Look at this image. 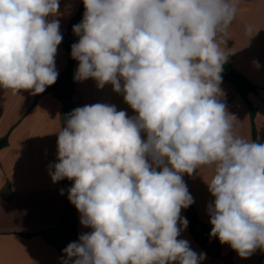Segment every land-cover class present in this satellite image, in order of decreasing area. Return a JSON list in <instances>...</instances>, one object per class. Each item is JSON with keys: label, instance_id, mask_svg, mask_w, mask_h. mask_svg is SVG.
Listing matches in <instances>:
<instances>
[{"label": "clouds", "instance_id": "clouds-1", "mask_svg": "<svg viewBox=\"0 0 264 264\" xmlns=\"http://www.w3.org/2000/svg\"><path fill=\"white\" fill-rule=\"evenodd\" d=\"M83 5L74 79L111 84L138 115L85 105L57 133L49 174L74 181L68 199L92 229L63 249L62 264H200L206 254L177 237L188 225L181 209L194 202L183 174L201 166L214 169L210 236L241 258L264 249V144L234 134L220 88L237 0ZM58 9L59 0H0V88L37 95L56 82L63 37L59 20L46 18Z\"/></svg>", "mask_w": 264, "mask_h": 264}, {"label": "crops", "instance_id": "crops-1", "mask_svg": "<svg viewBox=\"0 0 264 264\" xmlns=\"http://www.w3.org/2000/svg\"><path fill=\"white\" fill-rule=\"evenodd\" d=\"M82 4L83 0H59L60 15L46 18L49 22L59 20L63 37L55 56L56 82L37 95H32L31 90L14 95L11 90L0 88V141H5L0 148V264H62L63 249L92 231L80 223L81 214L75 208V237L66 219L67 205L61 194L63 180L53 183L49 174V166L58 162L57 133L65 127L68 86L58 84L68 65L64 42ZM248 27L252 28L251 33H246ZM78 40L77 36L75 43ZM223 40L221 48L228 55L225 63L258 88L248 99L256 109L257 143L264 144V0H237L235 19L223 34ZM78 64L75 60L74 76ZM75 81L74 107L70 113L100 103L114 105L129 118L138 115L125 103L124 94L114 92L111 84L101 88L92 78ZM220 88L226 110L237 119L234 134L254 141L248 105L223 77ZM141 139H146L143 131ZM213 175L210 166H201L191 176L183 174L194 202L181 209L180 215L187 219L188 225L177 239L187 240L198 255L206 254L200 264H264V249L257 248L249 257L241 258L230 245L210 236L208 206L214 197L206 182ZM73 183L68 180L69 189Z\"/></svg>", "mask_w": 264, "mask_h": 264}, {"label": "trees", "instance_id": "trees-1", "mask_svg": "<svg viewBox=\"0 0 264 264\" xmlns=\"http://www.w3.org/2000/svg\"><path fill=\"white\" fill-rule=\"evenodd\" d=\"M85 8L82 4L81 9L78 13V16L73 21L72 25L70 26V29L68 31V34L66 36V40L64 42L66 51L68 53V65L64 73L62 74L58 84H65L68 86V92H67V102L64 109V119H65V126L67 118L70 114L71 109L74 107V104L72 102V95L75 91V85L76 81L74 79V70H75V59L71 56V46L75 44L77 35L73 32V26L80 23L81 19L83 18ZM221 76L233 86L234 91L236 95L240 96L248 105L250 110V115L253 123V137L254 141L256 140V132H255V116H256V109L253 107V105L250 103L248 96L251 93H257L258 88L252 85L247 79L242 77L240 74H238L229 63H224L223 65V71L221 73ZM225 103V102H224ZM63 191V197L67 205V211H66V219L69 221L73 233L75 237L76 235V215H75V206L69 201L68 199V179H63L62 189Z\"/></svg>", "mask_w": 264, "mask_h": 264}, {"label": "water", "instance_id": "water-1", "mask_svg": "<svg viewBox=\"0 0 264 264\" xmlns=\"http://www.w3.org/2000/svg\"><path fill=\"white\" fill-rule=\"evenodd\" d=\"M5 144V141H0V148Z\"/></svg>", "mask_w": 264, "mask_h": 264}, {"label": "rangeland", "instance_id": "rangeland-1", "mask_svg": "<svg viewBox=\"0 0 264 264\" xmlns=\"http://www.w3.org/2000/svg\"><path fill=\"white\" fill-rule=\"evenodd\" d=\"M59 242V241H58ZM60 243V242H59ZM61 245L63 246V247H65V245L63 244V243H61Z\"/></svg>", "mask_w": 264, "mask_h": 264}]
</instances>
